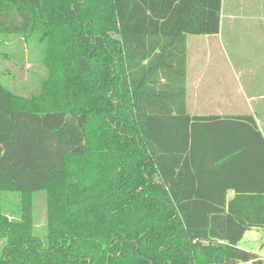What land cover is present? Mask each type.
Instances as JSON below:
<instances>
[{"label":"trees","instance_id":"16d2710c","mask_svg":"<svg viewBox=\"0 0 264 264\" xmlns=\"http://www.w3.org/2000/svg\"><path fill=\"white\" fill-rule=\"evenodd\" d=\"M220 6L0 0V34H39L49 73L30 96L0 82V192L20 195L0 207V264H262L236 245L264 229V193L206 198L175 171L207 118L187 112L186 36L217 33Z\"/></svg>","mask_w":264,"mask_h":264},{"label":"crops","instance_id":"0c3cea01","mask_svg":"<svg viewBox=\"0 0 264 264\" xmlns=\"http://www.w3.org/2000/svg\"><path fill=\"white\" fill-rule=\"evenodd\" d=\"M226 11L251 12L253 20L242 21L230 30L233 22L222 16ZM229 16L236 17L234 14ZM248 25L252 26L254 37L264 45V0H235L228 4L226 0H221L218 32L186 36L187 112L191 116L207 118L197 120L193 131L190 129L192 138L185 161L181 162L183 167L175 171L180 174L177 180L179 187L199 190L206 198L218 197L222 191H225L226 199L236 193H264V147L258 140L251 138L253 135L250 131H245L249 130L244 125L247 121L237 117L252 115L264 138V69L250 78L244 72L236 74L234 70L233 80L239 81V91L244 93V99L240 104L229 99L224 102L226 94L222 91H229L227 87H221L225 83L222 78L224 71L210 69L208 60L211 52L207 45L211 39L222 42L224 27H227L231 36H237L241 29H248ZM193 47L203 51L206 48L207 67L202 63L196 68L190 57ZM202 55H205L204 52ZM196 59L204 61L201 56ZM261 59L264 68V57ZM259 76H262V80H259ZM241 79L243 82H240ZM236 247L241 251L238 243Z\"/></svg>","mask_w":264,"mask_h":264},{"label":"rangeland","instance_id":"374dc122","mask_svg":"<svg viewBox=\"0 0 264 264\" xmlns=\"http://www.w3.org/2000/svg\"><path fill=\"white\" fill-rule=\"evenodd\" d=\"M230 1L235 2V0H226L227 4ZM232 14L236 17L229 16ZM252 14L251 12L226 11L222 13V16L223 18L227 17V21L233 22L230 25L231 30L235 29L242 21L252 22ZM218 41L211 39L207 45L208 51L211 52V56L208 57L210 60L209 67L212 70L221 69L224 71L222 78L225 83L221 87H227L229 90L228 92L222 91L226 94L223 97L224 102H228L226 99H229V101L233 100L240 104V101L244 99V93L239 91V81L233 80L235 75L233 71L236 70V74L244 72L250 78L264 69L261 59L264 57V45L254 37L250 25H248V29H241V33L237 36H231L227 27H224L222 42ZM44 42L37 33L28 37L0 34V82L13 92L24 96L38 93L42 85L41 81L49 75L45 64ZM203 52L205 55H202ZM205 52L206 48L205 51L198 50L197 47L192 48L190 57L193 59L196 68H199L202 63L207 67ZM197 56H201L204 61H197ZM258 78L262 80V76ZM240 82H243V79ZM216 94L218 95L220 92H216ZM31 197L33 200V227L37 232L44 234L46 194L44 191H37ZM19 199L20 195L17 192H0V207L6 212L10 211L19 202ZM238 246L241 248L240 252L246 254L248 259L257 257L264 264V246L261 245L260 234L255 228L245 232L239 240Z\"/></svg>","mask_w":264,"mask_h":264},{"label":"water","instance_id":"95a60500","mask_svg":"<svg viewBox=\"0 0 264 264\" xmlns=\"http://www.w3.org/2000/svg\"><path fill=\"white\" fill-rule=\"evenodd\" d=\"M0 150H1V146H0ZM258 232L260 234V243H261V245L264 246V229L259 228Z\"/></svg>","mask_w":264,"mask_h":264}]
</instances>
